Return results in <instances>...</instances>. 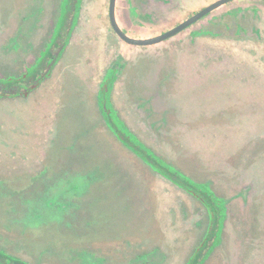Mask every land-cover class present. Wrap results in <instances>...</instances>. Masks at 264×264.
Returning a JSON list of instances; mask_svg holds the SVG:
<instances>
[{
    "label": "rangeland",
    "instance_id": "374dc122",
    "mask_svg": "<svg viewBox=\"0 0 264 264\" xmlns=\"http://www.w3.org/2000/svg\"><path fill=\"white\" fill-rule=\"evenodd\" d=\"M17 1L24 5L29 1L31 4H37V0ZM215 1L118 0V21L132 37H154L177 26ZM84 2L91 7H100L85 11L84 22L93 20L95 15L100 16L98 13L100 10L105 15L103 20L106 31L100 29L95 33L91 28H86L79 29L78 35L95 38L105 32L111 48L116 56H120L118 61L112 63V70L113 67H121L122 70L137 69L142 79L149 71L155 73L156 77L151 80H156L155 84L160 85L163 90L158 105L175 101L182 92L194 101L198 97L201 99L203 93L206 117L205 155L198 157V165L188 163L187 168L190 171L186 173L178 169V164L169 161L166 163L193 181L209 184L214 193L226 201L221 242L205 257L216 240L215 236L208 238L212 221L206 207L195 195L183 190L172 179L163 177L151 163L140 159L142 166L138 169V182L140 193L144 192L143 197H145V201L142 200L143 206L141 205V220L134 222L126 220V217H130L131 208H134V212L140 208L136 204L138 200H134L129 193L119 199L112 195L115 205L120 207L118 216L114 215L115 220H109L111 225H114L113 228L125 232L130 227L134 235L142 234L141 236L129 234L124 238L122 244L124 252L121 254L124 264H130L133 259L154 248L164 247L170 250L173 239L170 236L166 239L160 236L164 229H172V232H168L173 233L176 236L174 239H179L180 242L174 252H165L164 264H189L206 240L200 252L199 260L202 264H264V0L231 2L172 39L151 47L127 45L114 34L107 19L109 0H84ZM6 3L14 4L15 0H0L2 25L0 63L6 65L0 68L2 75L0 77L5 79L11 74L12 77L25 74V68H30L29 65H33L34 58L38 56V51L29 52L26 45H19L18 50L14 51L6 44L10 38L6 39L7 30L3 22ZM51 15L52 13L45 15V28L38 29L43 30L46 38L52 34L50 22L53 16ZM117 71L116 69L111 73L116 75ZM38 77H41V73ZM25 81L26 79L21 82L26 85L22 87L24 91L31 86V83L25 84ZM34 81L36 82L37 78ZM103 90L108 92L109 88L106 86ZM4 92L0 89V93ZM111 92L112 90L110 95ZM102 96L100 92L99 109L103 117L106 110ZM69 100V97H64V101L69 102ZM147 107L152 112L151 114L148 112L150 122L159 118L152 105L148 104ZM147 107L144 109L146 110ZM113 110L119 116L114 105ZM163 116L167 124L169 120L177 123L181 119L176 110H170V114ZM210 122H219V124H209ZM167 142L169 143L170 139H167ZM167 151L170 155H174L180 153L181 149L171 145ZM223 155L227 157L221 159ZM128 175L130 177L126 179L132 180V175ZM138 175L135 174V177ZM20 176V173L0 172L2 181H16ZM24 176L30 174L25 173ZM160 180L166 181L171 188V191L166 192V196L169 199L168 217L172 220L165 224V228L152 217L153 209L157 207L154 188H158L157 185L160 187L158 183ZM149 182L153 184L152 194L148 190L151 186ZM109 191L113 192V190ZM126 197L135 202H126ZM2 206L4 204L0 200V223H3V227L0 226V233L7 235L9 240L11 237L17 238L15 227L12 226L13 231L8 230L7 226L4 227L7 221L1 211ZM149 219L151 221H147ZM136 224L140 229H136ZM215 224L218 227L216 222ZM108 227L106 226V229ZM108 239L110 241L113 238ZM100 240L102 241L103 238L100 237ZM135 241L142 245L140 250L129 246ZM43 244V248L47 249L45 242ZM83 250L88 252L85 248ZM110 253L108 261L106 254L97 252L99 257L105 259L106 264L114 263L111 258H115L116 254ZM50 255L51 259L48 260L51 261L54 256ZM66 257L62 258H66L64 263L58 260L55 263L68 264L69 259L73 257L71 254H66Z\"/></svg>",
    "mask_w": 264,
    "mask_h": 264
},
{
    "label": "crops",
    "instance_id": "0c3cea01",
    "mask_svg": "<svg viewBox=\"0 0 264 264\" xmlns=\"http://www.w3.org/2000/svg\"><path fill=\"white\" fill-rule=\"evenodd\" d=\"M46 7L49 13L50 4ZM42 10L38 0L37 4H31L29 1L24 5L15 0L14 4L7 5L6 3L5 5L3 21L4 28L7 30L5 36L6 39L10 37L6 44L14 51L18 50L19 45H26L29 52L30 50L38 51L34 64L29 65L32 70L40 67L39 60L50 42V37L46 38L43 30H38L45 28V18L39 16ZM98 13L100 16L95 15L93 20L81 22L82 26L78 29L91 28L95 33L100 29L106 31L103 20L105 15L100 10ZM0 28H2L1 24ZM39 34L40 37H38ZM58 56L49 72L45 75L41 73L42 79L36 81L35 87L27 92L24 91L20 96L0 98L4 100L0 102V172L20 173V183H25L29 178V176H24L25 173L31 176L39 172L42 166L56 165L57 160L65 154L66 150L81 148L83 151L80 155L84 153L85 159L88 160V163L84 165V171L90 168L91 171L99 172L100 181H102L101 189L105 192L107 189L108 192L113 190L108 195L113 193L117 195L115 189H122L120 195L125 197L129 193L134 200H138L136 204L140 208L135 212L134 208H131L130 217H126V220L140 221L142 200L145 201L144 192L140 193L138 182L141 160L113 134L99 109V94L104 78L112 69V63L118 61L120 56H116L105 32L102 36L95 38H86L77 33L63 44ZM53 57L47 63L51 64ZM2 67L6 65L0 63V68ZM30 68H25L26 73L31 70ZM38 72L39 70L36 74ZM122 72L123 76H121ZM122 72L116 75L117 78L111 92L112 104L120 118L127 128L159 157L166 162L178 164V169L182 172H189L188 163L198 165V157L206 153L203 93L201 99L198 97L194 101L182 92V95L176 97L175 101L168 102L166 105H158V99L163 90L160 85L155 84L156 80H151L156 77L155 73L149 71L142 79L137 69L126 68ZM12 76L13 74L9 77ZM146 84L149 85L146 87ZM64 97H69V102L64 101ZM148 104L152 105L154 112L159 115V118H155L153 122L149 121L148 112L150 114L152 112L147 107ZM145 107H147L146 110ZM170 110H176L180 114L179 122L169 120V123H166L163 115L170 114ZM219 122L209 124H219ZM167 139H170L169 143ZM171 145H174L176 149L180 148L181 152L170 155L167 148ZM226 157L223 155L221 159ZM73 170H76V167ZM128 174L132 175V180L126 179ZM135 174L138 176L135 177ZM125 181L128 182L124 183ZM0 182L11 187L15 181L0 180ZM158 183L161 188L158 185V188H154L157 207L153 209L152 217L165 228V224L172 220L168 217V213L170 214L169 199L166 196V192L171 191V188L164 180ZM150 185L148 190L152 194L153 184L150 183ZM22 186L26 187V184ZM134 200L126 197V202L132 203V201L135 202ZM148 214L150 215L149 208ZM0 226L3 227L2 222ZM136 229H140L138 224H136ZM168 231L172 232V229H164L160 236L165 239L170 236L173 242L170 250L164 247L158 248L157 250L161 253L174 252L180 244L179 239H174L176 236ZM135 235L141 236L142 234ZM157 236H159V231H157ZM19 238L21 239L19 236L11 237L9 240L7 235L0 233V249L26 260L29 254L34 256L36 252L24 248V242ZM11 241L15 245L10 244Z\"/></svg>",
    "mask_w": 264,
    "mask_h": 264
},
{
    "label": "flooded vegetation",
    "instance_id": "af4514ba",
    "mask_svg": "<svg viewBox=\"0 0 264 264\" xmlns=\"http://www.w3.org/2000/svg\"><path fill=\"white\" fill-rule=\"evenodd\" d=\"M39 3L43 9L39 13V16L44 18L45 15L48 14L46 11V5L50 4L49 13H52L51 16H53V19L50 22L52 28L50 42L47 44L46 51L42 54L39 68L33 70L27 69L28 71L26 75L23 76L10 77V79H20V82H11L10 84L5 85L4 89L0 86V89L5 91L0 94L8 95L7 97L23 95L24 89H22V87L26 85L21 82H23L24 79H26L24 82L25 84L31 83V86H28L25 92L33 88L36 83L34 80H36V78L37 81L42 79V75L41 77H38V74L43 73V75H45V73L49 72L51 66L56 63L59 57L58 55L62 51L63 44L67 43L78 33V27L82 26L80 25L81 22H84L83 17H85V11H89L92 8H100L91 7L86 4L84 0H39ZM118 9L117 1V17ZM107 19L108 24L111 27L109 21V5ZM120 27L128 36H130L121 24ZM114 34L116 35L115 32ZM54 55L55 57H53ZM52 57L53 62L51 64L47 63ZM121 57H123V55H121ZM116 69L118 70L116 75H118L122 68L113 67V70ZM37 70H39V72L36 74ZM113 70L110 69L108 71L101 88L102 97L104 99L103 103L106 105L108 103L112 105L110 91L117 78L116 75L111 73ZM111 75H113V77ZM105 85L109 88L108 92L103 90L104 87H106ZM107 94L110 99L106 98ZM104 116L108 127L112 131L108 123L107 115L105 114ZM113 134L116 135L114 132ZM116 137L119 139L117 135ZM122 144L130 149L123 142ZM81 151H83L81 148L66 150L65 154L57 160L56 165L42 166L40 171L29 176L25 183H20V178L13 182L11 187L0 182V200L4 204V206L1 207V211L7 221V224L4 227L7 226L8 230H12V226L15 227L17 229L15 230L16 236L18 235L21 237V239H19L24 242V248L32 249L37 255L34 254V256H31L29 254V257L26 260L19 256H13L0 249L1 252L21 261L23 264H60L55 263L56 260L64 263L67 258L66 254H71L73 257L72 259H69L70 261L67 262L68 264H106L105 259L99 257L97 252H101L102 255L106 254L105 257L108 261L110 260L108 255L109 252H111L110 254H116L115 258H111L114 262L111 264H124L123 257L121 256L124 252L122 249L123 240L127 237L126 235L129 236V234L133 233L131 230L120 232L119 228H113L114 225H111V221H109L115 220L114 215L116 214L118 216L120 211V207L115 205L112 195L118 197V199L119 197H123L120 195L122 189H115L117 195L114 193L108 195V193L112 191L105 192L104 189H101L102 187L100 185L102 181H100L101 176L99 172L96 170L91 171L90 168L84 171V165L85 163H88V160L85 159L84 153L82 156L80 155ZM131 151L138 156L133 150ZM153 153L156 154L155 152ZM156 156L158 155L156 154ZM138 158L143 160L139 156ZM158 158L166 163L161 157L158 156ZM75 167L76 170H73ZM78 168H80V170ZM161 175L165 177L162 173ZM123 177H125V175H123ZM128 177L130 176L127 175V178ZM24 184H26V187L22 186ZM181 188L185 190L183 187ZM104 194L107 195L103 196ZM206 210L208 211L207 207ZM208 214L210 215L209 211ZM106 226H109L108 229H106ZM102 234L103 236H101ZM100 237L103 238L102 241L100 240ZM109 237L113 239L109 241ZM25 238L28 239L29 242ZM44 242L47 249L43 248ZM135 242L129 246L140 250L142 245L137 243V241ZM9 243L12 245L14 244L12 241ZM84 248L87 249L88 252L84 251ZM157 249L158 248H154L149 252L145 251L146 254L133 259L130 264H157L159 261L158 264H164L166 262L165 253H159L156 256H151L149 258V255ZM50 254H53L54 256V259L51 261L48 260L51 259ZM64 256L66 258L62 259ZM0 264L21 263L10 262L0 256Z\"/></svg>",
    "mask_w": 264,
    "mask_h": 264
},
{
    "label": "trees",
    "instance_id": "16d2710c",
    "mask_svg": "<svg viewBox=\"0 0 264 264\" xmlns=\"http://www.w3.org/2000/svg\"><path fill=\"white\" fill-rule=\"evenodd\" d=\"M11 82H20V79H7L0 78V86L4 89L5 85L10 84ZM8 95L0 94V98H5ZM107 94L106 98L110 99ZM102 100H104L102 98ZM105 105V106H104ZM105 114L108 118V123L112 129V131L119 137V139L128 146L131 150H133L139 157H141L144 161L151 163L159 172H161L165 177L172 179L174 183L183 187L186 191L192 193L196 197H198L204 205L207 207L210 215H211V223L212 228L210 230L208 238L211 236H215L216 240L213 245L209 248L205 257H207L212 249L220 242V233L223 224V220L225 218V202L224 200L218 198L212 190L204 184H199L182 174L180 171L176 170L172 166L168 165L164 161H162L156 154L153 153L152 150L147 148L135 135H133L124 122L116 116L112 105L108 103L104 104ZM215 222L218 224L216 226ZM207 240L201 244V247L194 254L191 262L189 264H202L199 260L200 252L203 246H205ZM0 256L9 260L10 262L21 263V261L7 255L4 252L0 251Z\"/></svg>",
    "mask_w": 264,
    "mask_h": 264
},
{
    "label": "water",
    "instance_id": "95a60500",
    "mask_svg": "<svg viewBox=\"0 0 264 264\" xmlns=\"http://www.w3.org/2000/svg\"><path fill=\"white\" fill-rule=\"evenodd\" d=\"M117 1L118 0H110V3H109V21H110L112 30L125 43H127L129 45H133V46H138V47H146V46H154V45L161 44V43H163V42H165V41L177 36L179 33H181L182 31H184L186 29H188L194 23L199 22L200 20H202L205 17L209 16L213 12H215V11L221 9L222 7L228 5L229 3L237 1V0H216L215 2H213L210 5L206 6L205 8H203L202 10H200L199 12H197L196 14H194L193 16L188 18L187 20L183 21L182 23H180L176 27L172 28L171 30H169V31H167V32H165L163 34L157 35L155 37L146 38V39L130 37L123 31V29L120 27V24L118 22ZM194 182H196V181H194ZM196 183H198V182H196ZM199 184H202V183H199ZM204 185H207L212 190V188H211V186L209 184L204 183ZM212 192L214 193L213 190H212ZM216 196L218 198H220L218 195H216ZM222 200H224V199H222ZM224 202H225V208H226V201L224 200ZM225 216H226V209H225ZM220 237H221V233H220ZM220 242H221V238H220ZM219 243L217 244V246L219 245ZM159 253H161V252L159 250H156L151 255H149V258L151 256H156Z\"/></svg>",
    "mask_w": 264,
    "mask_h": 264
}]
</instances>
